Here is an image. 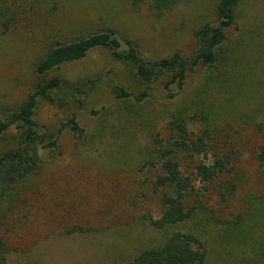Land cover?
<instances>
[{
    "label": "rangeland",
    "instance_id": "1",
    "mask_svg": "<svg viewBox=\"0 0 264 264\" xmlns=\"http://www.w3.org/2000/svg\"><path fill=\"white\" fill-rule=\"evenodd\" d=\"M218 2L184 0L157 18L127 0H49L37 15L0 34V113L24 102L48 47L92 32L113 30L136 41L150 60L180 51L191 61L196 30L215 22ZM237 16L218 49V63L197 67L173 99L162 89L164 78L141 103L115 99L112 86L135 79L105 48L50 75L80 88L84 104L42 103L37 120L57 129L76 115L85 133L78 140L65 128L55 158L3 218L12 249L7 264H128L137 250L176 230L201 237L206 264H257L249 259L264 250V176L254 159L264 144V0H241ZM185 107L192 114L189 130L199 134L206 127L210 148L230 163L206 183L193 179L191 160H182L185 175L192 176L191 203L199 209L186 222L157 230L146 219L162 212L154 184L159 169L148 161L152 137L172 140L166 124ZM15 140L14 130L1 136L0 152Z\"/></svg>",
    "mask_w": 264,
    "mask_h": 264
},
{
    "label": "trees",
    "instance_id": "2",
    "mask_svg": "<svg viewBox=\"0 0 264 264\" xmlns=\"http://www.w3.org/2000/svg\"><path fill=\"white\" fill-rule=\"evenodd\" d=\"M133 8L146 6L154 17L173 9L184 0H127ZM49 0H0V34H6L19 24L31 19L40 12ZM241 0H219L215 9V22L201 25L195 33L197 50L191 61L185 60L180 51L168 57L150 60L143 57L136 41L126 39L113 30L97 31L47 48L35 65V84L16 109L0 113V137L14 130V144L0 152V264H7L12 249L3 228V218L18 206L20 196L30 185L44 165L55 158L62 132L67 128L74 139H82L85 129L76 115H72L59 128L52 129L40 123L36 113L42 103L59 106H83L79 97L80 88L64 85L59 76L50 75L62 66L83 59L91 50L107 49L113 61L120 64L135 79L133 84L119 82L112 86L114 98L120 101H145L154 83L164 78L162 89L166 98L173 99L177 91L183 89L188 75L197 67L214 66L218 63V49L226 40L229 28L238 23L237 8ZM68 89L67 91H63ZM176 89V91H174ZM73 93L68 96V92ZM63 94V96L61 95ZM94 114L95 110L92 111ZM186 107L174 112L166 124L172 140L152 137V156L148 160L157 165L159 173L155 186L160 190L162 212L159 217L148 215L149 224L162 230L190 219L199 204L191 203L193 182H212L226 173L230 157L219 154L210 148L206 127L200 133L189 130L192 114ZM205 115L201 116L206 121ZM259 131V129H258ZM208 133V134H207ZM212 130L210 129V134ZM212 137L210 136V141ZM209 151L212 160H208ZM191 160L190 172L185 175L182 160ZM254 159L264 176V144L257 147ZM209 161V162H207ZM264 264V250L261 256L249 259ZM207 251L201 237L192 231L176 230L169 233L161 243L142 247L136 251L128 264H206Z\"/></svg>",
    "mask_w": 264,
    "mask_h": 264
}]
</instances>
